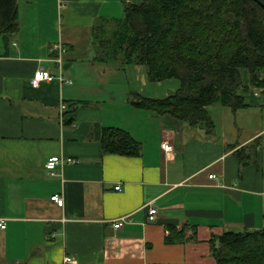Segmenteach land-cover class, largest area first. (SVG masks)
Returning a JSON list of instances; mask_svg holds the SVG:
<instances>
[{
	"label": "crops",
	"instance_id": "0c3cea01",
	"mask_svg": "<svg viewBox=\"0 0 264 264\" xmlns=\"http://www.w3.org/2000/svg\"><path fill=\"white\" fill-rule=\"evenodd\" d=\"M140 1L18 0L19 30L0 35V264H215L213 238L264 228L260 89L240 92L247 107L208 106V133L131 102L134 91L167 98L179 79L151 82L145 65L95 60L124 5ZM60 44L73 83L33 86L39 69L58 74ZM242 77L249 84L246 68ZM106 128L128 132L140 153L106 152ZM164 141L174 150L164 151ZM51 156L74 162L53 175ZM56 193L63 206L51 199Z\"/></svg>",
	"mask_w": 264,
	"mask_h": 264
},
{
	"label": "trees",
	"instance_id": "16d2710c",
	"mask_svg": "<svg viewBox=\"0 0 264 264\" xmlns=\"http://www.w3.org/2000/svg\"><path fill=\"white\" fill-rule=\"evenodd\" d=\"M263 4L264 0L126 3L112 37L101 38L96 46L95 60L145 65L151 82L179 79L180 88L167 98H146L134 91L131 102L212 133L208 106L237 110L249 105L242 90L255 87L264 93ZM19 28L18 0H0V35L9 37ZM243 68L250 73L249 84L243 82ZM102 143L110 153L138 155L141 150V144L119 128H106ZM238 154L243 160L244 151ZM212 247L215 264H264V228L226 231L212 239Z\"/></svg>",
	"mask_w": 264,
	"mask_h": 264
},
{
	"label": "built area",
	"instance_id": "2783aa9c",
	"mask_svg": "<svg viewBox=\"0 0 264 264\" xmlns=\"http://www.w3.org/2000/svg\"><path fill=\"white\" fill-rule=\"evenodd\" d=\"M58 56L54 59L56 65L58 66V69H59V72L58 74H53L50 70H45V69H39L35 72V75L34 77L32 78V84L33 86L35 87H39L41 82L45 81V80H52L54 78H58L60 80L61 83L63 84H71L73 83V80L71 78H68L64 75V62H65V54L67 52V49L64 47L63 44H60L58 46ZM61 108L64 109L66 108V103L65 102H62L61 103ZM161 147L164 151L166 152H171L174 150V146L173 144H171L170 142L168 141H164L162 142L161 144ZM66 162H74V160L72 158H68V159H65L64 157L62 156H51L47 163H46V167L48 169V171L51 173V174H57L56 173V168L59 164H64ZM210 177L211 178H214L216 177L215 174H210ZM117 188L119 189L120 186H117ZM51 199L57 203L59 206H63L64 205V198L61 194L59 193H56L54 194ZM157 209L155 207H151L150 210H149V215H148V219L150 221H154L157 217ZM128 221V218L127 216H123V217H120L116 220L113 221V226L115 228H121L124 226V224ZM7 227V223H6V219L4 218H0V228L1 229H5ZM65 260L68 262V261H71L72 258L67 256L65 258Z\"/></svg>",
	"mask_w": 264,
	"mask_h": 264
},
{
	"label": "water",
	"instance_id": "95a60500",
	"mask_svg": "<svg viewBox=\"0 0 264 264\" xmlns=\"http://www.w3.org/2000/svg\"><path fill=\"white\" fill-rule=\"evenodd\" d=\"M263 7H264V4H263Z\"/></svg>",
	"mask_w": 264,
	"mask_h": 264
}]
</instances>
